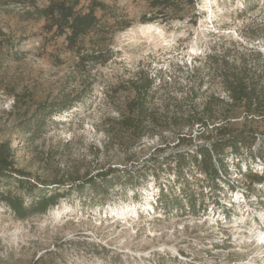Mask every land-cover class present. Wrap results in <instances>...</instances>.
<instances>
[{
  "label": "rangeland",
  "instance_id": "rangeland-1",
  "mask_svg": "<svg viewBox=\"0 0 264 264\" xmlns=\"http://www.w3.org/2000/svg\"><path fill=\"white\" fill-rule=\"evenodd\" d=\"M33 1L41 8L77 1L87 10L93 0ZM97 1L130 27L109 16L108 61L87 63L82 73L65 36L29 14L30 6L0 10V143H13L17 167L33 183L60 180L70 191L27 219L0 201V264H264V248L240 235L251 232L253 212L233 204L237 193H259L248 176L264 178V113L232 103L213 59L246 67L264 86V0H183L166 10L152 0ZM95 42L91 35L80 44L92 52ZM145 75L155 81L150 109L158 122H145L135 141L119 121L135 96L132 82ZM77 93L82 100L72 110L26 133L40 104ZM222 128L226 139L252 130L255 140L236 156L227 149L229 174L219 166L212 182L193 158L223 138ZM107 172L110 183L100 175ZM231 204L246 220H217L219 207Z\"/></svg>",
  "mask_w": 264,
  "mask_h": 264
},
{
  "label": "trees",
  "instance_id": "trees-1",
  "mask_svg": "<svg viewBox=\"0 0 264 264\" xmlns=\"http://www.w3.org/2000/svg\"><path fill=\"white\" fill-rule=\"evenodd\" d=\"M181 1L183 0H152V5L166 10L173 8V5ZM194 2L195 0H187L190 5ZM19 4L30 6L31 10L28 13L36 15L38 19H44L45 27L49 31L54 30L57 36H65L68 47L78 54L76 65L79 73L86 69L87 63L96 65L108 61L106 55L108 49L104 46L103 40L113 34L114 26L108 20L109 16L114 18L115 23L121 24L122 29L130 27V22L120 19L113 6L97 0H93L87 10L77 9V1L71 4L65 1H53L48 6L41 8L33 0H0V10L9 5ZM98 12L101 14L99 15ZM150 20L147 19V21ZM91 35L96 40V46H93L92 52H85L80 43ZM213 59L216 64L221 66L216 71L220 73L223 83L230 93L232 103L243 105L249 113L263 114L264 86L260 87L254 82L249 75L250 70L244 66L240 67L230 63L226 57ZM132 84L136 91L135 96L126 102L119 123L122 129L133 133L131 139L136 141L143 131L145 122L148 120L158 122V118L150 109V103L155 95L152 93L155 81L145 75L143 83L139 84L133 81ZM81 100L82 96L77 93L40 104L32 116L33 119L29 122L26 133L32 131L33 125L41 126L46 117L50 118L57 113L72 110ZM219 131V135L223 138L215 141L212 148L200 147L198 149L199 158L197 156L193 158V161L199 165L201 171L212 182L219 179L220 168L225 175L229 174L224 163L227 149H231L234 155H239L241 147L251 146L255 140L253 138L255 132L252 130H241L235 136H228V139H226L227 130L222 128ZM245 131L248 132V135L244 134ZM16 159L17 151L13 143L9 140L0 143V184H6V191L0 192V201L8 205L18 219L46 214L50 208L58 205L60 198L69 194L70 191L60 180L53 184H47L44 181L33 183L30 179L32 175L19 169ZM178 165L180 167L188 165L184 156H179ZM219 166L221 167L219 168ZM110 174L107 172L100 175L107 183H110L111 181L108 179ZM88 183L93 190H98L95 179H89ZM12 185L17 186V192H14ZM25 195L31 197L30 204L26 203Z\"/></svg>",
  "mask_w": 264,
  "mask_h": 264
},
{
  "label": "built area",
  "instance_id": "built-area-1",
  "mask_svg": "<svg viewBox=\"0 0 264 264\" xmlns=\"http://www.w3.org/2000/svg\"><path fill=\"white\" fill-rule=\"evenodd\" d=\"M261 166H262V169L261 168L260 169L264 171V164H261ZM249 172L251 173L250 170ZM248 177L250 180H256L258 182L259 193L253 195L254 199H252L250 195L246 196V195H240L237 193L236 200H234L235 202L233 201V204L240 205V203L242 204L243 202L244 203L243 206L249 207L251 211L253 212V214L249 216L248 214L246 215L243 212V214L241 215H234V213H232L231 211L232 207L234 206L231 204V205H227L230 208L224 207L223 205H221L218 211V214H221V215L216 216V217L219 222L226 223L227 220L233 219V218L235 219V217L238 218L237 222H239L240 220L244 221L246 220L245 217L249 216V218L246 221L252 220L251 223H253L252 224L253 228H251V232L247 233L248 235H246V232L241 233L240 234L241 238L247 240V243H255L257 246L264 248V178H259L251 174H249ZM252 208L259 209V210H253ZM261 255H262V259L264 260V253ZM261 255L259 257H261Z\"/></svg>",
  "mask_w": 264,
  "mask_h": 264
},
{
  "label": "bare ground",
  "instance_id": "bare-ground-1",
  "mask_svg": "<svg viewBox=\"0 0 264 264\" xmlns=\"http://www.w3.org/2000/svg\"><path fill=\"white\" fill-rule=\"evenodd\" d=\"M153 28L154 27H152V26L147 27L148 30H152ZM123 215H126V213L123 212Z\"/></svg>",
  "mask_w": 264,
  "mask_h": 264
}]
</instances>
